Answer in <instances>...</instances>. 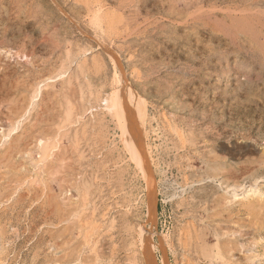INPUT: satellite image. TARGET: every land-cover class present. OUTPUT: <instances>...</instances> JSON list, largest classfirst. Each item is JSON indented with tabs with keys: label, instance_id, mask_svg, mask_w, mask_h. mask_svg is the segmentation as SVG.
Returning a JSON list of instances; mask_svg holds the SVG:
<instances>
[{
	"label": "rangeland",
	"instance_id": "1",
	"mask_svg": "<svg viewBox=\"0 0 264 264\" xmlns=\"http://www.w3.org/2000/svg\"><path fill=\"white\" fill-rule=\"evenodd\" d=\"M57 1L0 0V264H264V0Z\"/></svg>",
	"mask_w": 264,
	"mask_h": 264
},
{
	"label": "bare ground",
	"instance_id": "2",
	"mask_svg": "<svg viewBox=\"0 0 264 264\" xmlns=\"http://www.w3.org/2000/svg\"><path fill=\"white\" fill-rule=\"evenodd\" d=\"M54 2L56 3V5L58 7H60V9L62 8L57 0H54ZM96 3H94V6L95 5H99V4H96ZM89 6L92 7L93 4L89 3ZM93 7H92V9H93ZM62 10H63V8H62ZM87 10H88V8H87ZM66 15H68V14H66ZM68 16H70V15H68ZM71 19H73V17H71ZM77 28L80 29V32L83 31L80 26H77ZM96 38H98V37H96ZM98 40L96 39L95 41H97L102 46L101 48H103L106 51H108L109 45L108 44L106 45V43H103V41L101 42V40L100 41H98ZM0 50H2L1 47H0ZM112 51H113V49H112ZM108 57H112V60H114V63L116 64V66H117V64L121 63V62H119V60L117 58L118 56H116V54H112V52H111V54H109ZM120 66L121 65H119V67ZM120 74H122V73H120ZM125 76L126 75H122L121 79L118 77L120 79V80L118 79L120 84L118 86H116V88L118 87L117 90L112 94V96H110V98H108L109 99L108 109L110 111L113 110V109L115 110L117 121H118V124L120 126L119 129H122L121 132H123L122 137H123V140H124V145H125L124 147H125V149H127L130 152V154L132 155L130 157L131 158L133 157L135 159L138 167L142 170V172L144 173V175L147 178V181H148V184H149V186H148L149 187V189H148L149 190L148 191L149 216L148 217H149V221L151 223V226H153V225H155L157 223V207H156V202H157V191H156V185L157 184L156 183L157 182H156V179H155V176H154V173H153L152 164H151L150 159H149V155H148L149 153L147 152L146 144L144 143V140H143V136L145 135L144 134L145 121L147 120L146 119L147 118L146 102L141 97V95H139L137 92H135L132 89V87H130V85L128 84L129 81L128 82L126 81L127 77L125 78ZM104 96H102V97L105 98ZM108 99H105V100L107 101ZM102 101H103V99H102ZM80 116H81V114H80ZM214 168H215L214 170L216 172L220 169L218 167H214ZM219 182H220V180H219ZM232 189H234V188H232ZM149 228L151 229L150 225H149ZM152 228H154V227H152ZM147 232H148V230H147ZM151 232H150V234H151ZM142 233H144V231ZM144 234H146V231H145ZM144 234H143V236H144ZM143 236H141V237H143ZM149 236H147V234H146L145 237L143 238L142 247L144 246V248H142V249H144L143 250L144 253H145L144 255H146V257H145V259H147L146 262L148 264H154L155 263V259H154V256H153L154 254L152 253L153 250H152V245H151L153 243H151V241H149V239H150ZM161 242H162V244L160 246L163 247V245H165V244H163V241H161ZM163 250L166 251L165 249H163ZM163 250H162V253H163ZM165 255L166 254L163 255L164 259L162 258L163 259V264H169V262H168L169 260L166 259L167 255H166V257H165Z\"/></svg>",
	"mask_w": 264,
	"mask_h": 264
}]
</instances>
